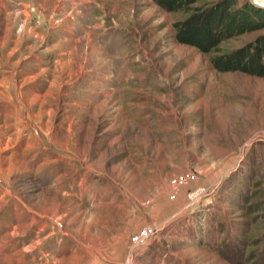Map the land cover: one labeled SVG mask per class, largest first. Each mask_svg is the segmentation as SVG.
I'll list each match as a JSON object with an SVG mask.
<instances>
[{
    "label": "rangeland",
    "instance_id": "374dc122",
    "mask_svg": "<svg viewBox=\"0 0 264 264\" xmlns=\"http://www.w3.org/2000/svg\"><path fill=\"white\" fill-rule=\"evenodd\" d=\"M179 17L0 0V264H264V77L214 69Z\"/></svg>",
    "mask_w": 264,
    "mask_h": 264
},
{
    "label": "trees",
    "instance_id": "16d2710c",
    "mask_svg": "<svg viewBox=\"0 0 264 264\" xmlns=\"http://www.w3.org/2000/svg\"><path fill=\"white\" fill-rule=\"evenodd\" d=\"M164 11L179 14L173 22L176 42L206 54L214 69L264 77V32L240 46L233 39L264 29V8L250 0H152Z\"/></svg>",
    "mask_w": 264,
    "mask_h": 264
},
{
    "label": "built area",
    "instance_id": "2783aa9c",
    "mask_svg": "<svg viewBox=\"0 0 264 264\" xmlns=\"http://www.w3.org/2000/svg\"><path fill=\"white\" fill-rule=\"evenodd\" d=\"M182 181H178V185L181 184ZM0 185H1V176H0ZM154 231L151 227H145L141 230H139L134 236H133V242L134 244H143L148 238L153 235ZM115 264H133L131 260H127L126 262H120Z\"/></svg>",
    "mask_w": 264,
    "mask_h": 264
},
{
    "label": "water",
    "instance_id": "95a60500",
    "mask_svg": "<svg viewBox=\"0 0 264 264\" xmlns=\"http://www.w3.org/2000/svg\"><path fill=\"white\" fill-rule=\"evenodd\" d=\"M255 6L263 7L264 8V0H250Z\"/></svg>",
    "mask_w": 264,
    "mask_h": 264
},
{
    "label": "bare ground",
    "instance_id": "6f19581e",
    "mask_svg": "<svg viewBox=\"0 0 264 264\" xmlns=\"http://www.w3.org/2000/svg\"><path fill=\"white\" fill-rule=\"evenodd\" d=\"M129 260H131L133 262V259L131 257H128Z\"/></svg>",
    "mask_w": 264,
    "mask_h": 264
}]
</instances>
